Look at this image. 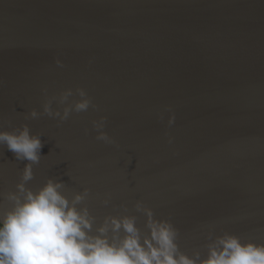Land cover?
<instances>
[{"label": "water", "instance_id": "1", "mask_svg": "<svg viewBox=\"0 0 264 264\" xmlns=\"http://www.w3.org/2000/svg\"><path fill=\"white\" fill-rule=\"evenodd\" d=\"M23 125L25 187L83 195L93 232L146 236L150 209L197 264L224 232L264 243V0H0V131ZM27 163L0 144V210Z\"/></svg>", "mask_w": 264, "mask_h": 264}, {"label": "clouds", "instance_id": "2", "mask_svg": "<svg viewBox=\"0 0 264 264\" xmlns=\"http://www.w3.org/2000/svg\"><path fill=\"white\" fill-rule=\"evenodd\" d=\"M54 62L63 67L59 58ZM78 93L86 95L82 89ZM90 103L89 99H81L73 110L85 111ZM167 110V125L172 126L175 114ZM68 111L65 109L61 119ZM44 112L53 115L47 105ZM30 114L37 115L34 110ZM97 139L114 143L103 133ZM168 142H172L171 137ZM0 144L17 160L29 161L15 184L16 192L5 194L10 207L0 210V264H197L178 252L173 225L153 219L150 209H145L146 236H141L133 217L106 218L93 232V218L87 208H77L83 195L76 194L69 201L62 192L63 183L51 178L35 191L26 188L42 148L39 135H30L27 125L19 131H0ZM199 264H264V243L242 241L224 232L216 237Z\"/></svg>", "mask_w": 264, "mask_h": 264}]
</instances>
